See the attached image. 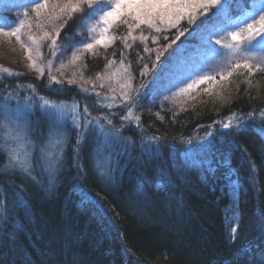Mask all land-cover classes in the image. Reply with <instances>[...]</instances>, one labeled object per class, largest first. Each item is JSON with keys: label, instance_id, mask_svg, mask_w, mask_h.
<instances>
[{"label": "trees", "instance_id": "16d2710c", "mask_svg": "<svg viewBox=\"0 0 264 264\" xmlns=\"http://www.w3.org/2000/svg\"><path fill=\"white\" fill-rule=\"evenodd\" d=\"M42 1L0 0V27L5 28L22 7ZM241 3L258 5L261 0ZM250 10L233 3L228 15L238 22ZM215 11L207 16L223 27L225 17L213 16ZM88 13L83 5L63 17L56 28V55L51 42L38 43L48 63L76 52L86 41ZM204 19L199 16L189 24L185 18L171 32L142 25L132 30L136 39L129 36L126 41L127 25L110 27L113 40L108 50L137 84L125 102L94 88L55 83L46 71L39 77L0 71L3 103L13 107L29 97L70 101L77 122L87 124V107L95 129L77 145L80 129L66 122L51 186L44 166L36 168L35 181L0 171V264H264V135L258 127L264 123V72L254 73L251 84L245 82L248 73L243 69L224 80L216 76L210 93L182 109H169L157 98L171 93L175 99L180 77L195 67L189 56L196 58L206 40L200 24ZM180 30L184 35L177 39ZM153 40L161 52L156 61L151 57ZM73 45H78L75 50ZM91 54L83 55L87 75L99 73L104 62ZM171 69L180 73L175 81L169 80ZM34 109V151L42 155L43 144L52 137L38 107ZM129 111L132 118L123 119ZM4 163L0 151V167ZM228 180L237 183L239 193L234 242L224 219Z\"/></svg>", "mask_w": 264, "mask_h": 264}, {"label": "snow or ice", "instance_id": "6c2138e0", "mask_svg": "<svg viewBox=\"0 0 264 264\" xmlns=\"http://www.w3.org/2000/svg\"><path fill=\"white\" fill-rule=\"evenodd\" d=\"M233 3L239 4L241 7L249 8L250 11L244 12L239 18L238 22H233L229 18V9L233 6ZM51 4V11L49 16L55 12L59 7L60 15L55 17L61 19L68 12L76 13L82 10V6L86 5L91 9V13L86 18L87 23L96 22L97 16L99 17L98 23L105 25L102 30L99 39L95 42H81L83 44V50L92 51L96 45H105V39L103 33L108 32L109 28L119 24L127 25L129 28L128 35L123 37L126 41L129 36L132 39L136 37L132 36V30L138 29L142 25L154 30L155 32H161V25H166L171 28L179 26L180 22L187 19L189 24L196 23L199 16H204L205 19L200 21L201 25H204V32L206 35V42L208 44L213 43V37H216L214 43L221 48L229 50L232 56H239L234 62L230 61L231 69L227 72L226 76L221 75L220 79L224 80L227 77H231L234 72L243 69L248 73L245 77V82L251 84L250 77L256 72H264V0H261L260 4H244L241 0H68V3L60 7L59 0H44L43 3H36V7L33 11L39 18L43 11L48 10ZM94 5L96 7H94ZM216 9L212 13L215 17H225L224 26L221 27L217 23L211 22V18L207 16L210 10ZM28 13H25L27 16ZM130 21L132 23H130ZM25 26L24 21H21L19 27H15L11 32H4L5 35L15 36L17 40H20V31ZM39 26V24H38ZM90 32H95L96 28L93 26L88 29ZM2 31V29H0ZM183 30H180L179 36H183ZM51 39L50 48L52 54L56 55L58 51L57 39L59 38V31L55 33L53 38L49 33L45 32L41 39ZM28 39L36 44L37 41L32 35L28 36ZM140 39H147V37L141 35ZM167 39V37H165ZM155 42V40L153 41ZM175 41H173L174 43ZM67 48L68 46H64ZM72 47H76L73 45ZM168 48L172 47V44L167 45ZM79 50V49H77ZM29 59H31V49H29ZM78 59V57H73ZM159 59V57H157ZM52 61H49L51 66ZM41 75H44L43 69L33 63L31 65ZM63 67V65H61ZM127 71V68L124 69ZM9 75L7 69H0ZM243 75V72H241ZM55 83H59L55 77H51ZM213 77L204 76L201 79L194 81L193 84H189L187 88H181L176 95H182L188 93L195 86L203 84L207 81L213 80ZM69 83H75L74 80H70ZM104 85L101 84L100 87ZM85 91H87L85 89ZM99 95V93H97ZM123 98H128V93L125 91ZM41 103L37 106L40 112V118L46 123L49 137L59 136L61 134L67 135V120L66 109L61 105L52 103L50 100L40 97ZM84 120L87 121L86 125H81L77 122L75 116L72 117V127L80 129L77 131V145L84 141H87L89 135L95 131L93 128V121L88 115L87 107L84 108ZM35 114V109L31 103L25 104L20 107L17 104L15 111H12L7 103H0V117L7 121V123L0 125V140L3 143L2 155L5 163L0 167V171L13 176L16 179L23 177L24 179L36 180V168L46 165L45 171L49 174V186H51L55 180V170L57 161L47 157L46 152L41 149V154H36L35 138L32 128V117ZM264 115V111H262ZM132 118L131 111L123 117L128 120ZM139 119V117H135ZM111 123V120L108 121ZM98 124V122H97ZM224 127L230 128L231 122L224 124ZM261 134L264 135V123L258 126ZM102 131V129H101ZM107 135V133H105ZM95 137L93 136V139ZM229 147L231 148L232 142L229 141ZM241 151L246 153L241 145H236ZM247 155V153H246ZM43 161V163H42ZM227 163V161H225ZM249 168L252 172H255L254 163L249 160ZM38 174V173H37ZM234 195L238 197V191L234 192ZM237 227H231L230 240L234 242Z\"/></svg>", "mask_w": 264, "mask_h": 264}, {"label": "rangeland", "instance_id": "374dc122", "mask_svg": "<svg viewBox=\"0 0 264 264\" xmlns=\"http://www.w3.org/2000/svg\"><path fill=\"white\" fill-rule=\"evenodd\" d=\"M43 2L44 1L39 3ZM53 2H55V0H53ZM73 2H75V0H73ZM66 3H68V0H59L60 7H63V5ZM35 7L36 4L32 6L30 5L29 7H22L15 15V18H13L9 22V24L6 25L5 28L0 27V29H2V31H0V69H7L8 72L13 75H31L39 77L41 76V74L31 66L33 63H35L41 69H43V72H48L51 77H55L60 82H65L74 85H82L83 87L88 89L94 88L109 95H113V97H117L122 102L127 101L131 96L132 91L136 89L137 84L130 76L128 69L127 71L124 70L126 66L122 62L114 60L111 51L112 49L108 50V46H110L113 40L109 32L110 28L108 32L103 33L105 45H96L92 51H87L83 50V44L81 43L78 48V45L73 48V50H75L76 48L79 50H77L76 52L72 50L73 52H70L65 56H61L57 59L52 60L51 66H49V63L43 57V54L39 51L38 43H50L51 39H41V37L44 36L45 32H47L54 38L56 28L58 27L57 25L62 23L61 20L63 19V17H66L71 12H68L61 19H56L55 17L60 15L59 7H57L55 12L50 17V4L49 9L43 11L41 16L37 18L36 13L33 11ZM87 9L89 11L87 15L88 17L92 10L88 7ZM25 13H28V15L25 16ZM98 20L99 17L97 16L96 22L87 23V25L85 23V29L88 32L89 36L84 42L94 43L96 39L100 38L102 30L106 26L101 23H98ZM21 21H24L25 26L21 29L19 33L20 40H17L15 36L3 34L4 32H11L15 27H19ZM93 26L96 28V31L90 32L88 29ZM161 27L165 28L166 32H171L173 30V28L171 29V27H168L166 25H161ZM29 35L35 37L37 41L36 44H33L32 41L28 39ZM215 39L216 38H213L212 44H208L206 40L201 41V47L198 48L196 52V58H193V56H189L191 64L195 65V67L192 68L190 66L191 71H187L183 76L180 77V84H177L175 87V91H178L177 93L180 92L181 88H187L189 84H193L194 81H197L204 76H210L214 79L216 76H226L227 72L231 69L230 61L234 62L236 59H239V56H232L229 50L221 48L219 45H216L214 43ZM162 40L164 41V43H166L165 37ZM152 45H155V47L153 46L151 50V57L152 59L155 58L156 61L158 54L161 52L158 51V48L156 47V42H153ZM29 49H31V59H29ZM86 53L87 55H93L91 53H94L100 56L101 58H104V62L101 64L99 73L95 72L89 75L84 74L83 55ZM73 57H78V59H73ZM61 65H63V67ZM143 70H145V68ZM174 70L171 69L169 73V80L175 81L179 77L180 73H177ZM70 80H74L75 83H69ZM210 81L201 84V86L200 84L195 86L188 93L176 95L175 99L171 98V93L170 95L168 93H162L157 98L167 102L169 109H182L184 107H188L196 103L199 100V97L202 96V94L210 93ZM101 84H103L104 86L100 87ZM224 86L225 85L221 84L219 89L223 90L224 88L222 87ZM125 91L128 93L127 99L123 98V94ZM152 92L153 90L150 89L149 96L151 101L152 97L154 96L151 94ZM209 97H211V94H209L208 99ZM175 101H177L178 103ZM51 102L61 105L67 110V122H69L70 125H72L73 116L77 118V121L79 120L77 111L75 110V106L72 102ZM0 103L3 102L0 101ZM27 103H31L33 107H37L41 103V101L40 99L29 97V99H19L18 102L16 101V104H14L15 106L13 107L12 105L9 106H11L10 109L12 111H15L17 104H19L20 107H23ZM162 109H164L163 106ZM142 110L143 109L136 111L137 114H140ZM146 110L151 111V107L149 106V104H146ZM5 123H7V121L0 117V125ZM60 137L63 138L64 135L61 134L59 136L52 137L48 141L46 139L45 143L43 144V147L41 148L46 152L48 158L54 159L57 162V156H59L61 153ZM45 167L46 165H44V168ZM236 191H238L237 183L235 181L228 180L227 191L225 193L228 197V205L225 207L224 210V219L226 221V225L229 231L231 227H236L238 220V197L234 195V192Z\"/></svg>", "mask_w": 264, "mask_h": 264}]
</instances>
